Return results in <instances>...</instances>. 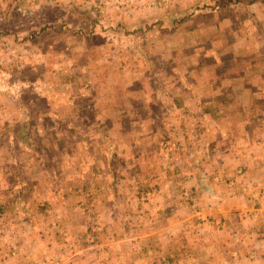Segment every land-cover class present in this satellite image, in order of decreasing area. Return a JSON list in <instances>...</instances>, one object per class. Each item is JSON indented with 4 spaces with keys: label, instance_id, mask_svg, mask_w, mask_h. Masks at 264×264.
I'll list each match as a JSON object with an SVG mask.
<instances>
[{
    "label": "rangeland",
    "instance_id": "obj_1",
    "mask_svg": "<svg viewBox=\"0 0 264 264\" xmlns=\"http://www.w3.org/2000/svg\"><path fill=\"white\" fill-rule=\"evenodd\" d=\"M252 1L0 0V264H160L156 232L170 239L171 198L189 194L188 147L204 156L207 127L234 134L264 113V25H251L264 13ZM237 31L254 36L255 73L230 75L226 96L205 79L220 62L245 64L227 42ZM178 87L185 104L210 101L186 114ZM185 115L193 137L156 155Z\"/></svg>",
    "mask_w": 264,
    "mask_h": 264
},
{
    "label": "crops",
    "instance_id": "obj_2",
    "mask_svg": "<svg viewBox=\"0 0 264 264\" xmlns=\"http://www.w3.org/2000/svg\"><path fill=\"white\" fill-rule=\"evenodd\" d=\"M247 5L251 11L256 12H251L252 15H258L259 10L264 13V1L253 0L251 4ZM253 21L255 24L254 22L251 24L253 25L252 31L257 35V28L264 25V18L258 15L257 18H253ZM235 22V27L243 28V19L241 21L236 19ZM240 33L237 31L235 38L231 39L230 37L227 42L229 46L233 43L237 45L236 48L240 51L236 57L241 58L245 64L241 68L235 67L237 70L232 73L230 72L233 67L232 63L227 64L223 57L224 62H220V64L225 68V71L217 76L216 81L205 79V84L210 89H213L210 84L220 85L219 90L224 89L226 96L232 90L230 75H237L236 79L240 76L242 77L241 82H244L247 80L246 76L255 73L253 66L257 53L247 49L245 43L251 42V46H256V43L248 40V36L251 35ZM251 37L254 39V36ZM206 53L200 51L199 55L205 57ZM258 54H261V62L264 66V51H260ZM205 62V68H208ZM259 67L256 70V75L258 74L257 78L263 79L264 72L261 69L262 66ZM175 93V98L172 99L174 106L178 109H188L186 114H189L192 109H196L194 103L207 104L210 101L206 95L203 97L190 95L188 103L185 104L181 99L186 94L184 87H178ZM261 111L262 107H259L254 114L248 113L250 114L248 118L241 117V121L237 122L243 129L238 133L229 134L220 130L214 134V131L207 127L205 139L208 140V150L204 151V156L195 152L200 158L207 157L203 163L201 161L192 162L195 156L194 146L188 147L186 153L192 156L187 158L186 165H182V169H188L191 173L184 179L189 194L188 198L180 196L171 198L170 206H173L171 210L177 219L167 230L171 235L170 239L165 238L164 233L156 232L160 235L161 242L160 248L157 250V260H160V264L165 262L166 264H264V113ZM185 116L186 118H180V120H187V123L184 122L186 127L179 124L178 129H174L175 132L170 131L172 134L167 138L168 140L161 141V146H157L156 155L158 153L166 154L169 149L168 145H172V147L175 145L181 149L182 147L179 145L184 143V139L193 137L189 132L193 118ZM249 123H252L251 126ZM182 129L189 132V134L187 133L188 138H186V133L181 135ZM247 130L249 134L244 136V132ZM201 132H194L197 134L195 137L200 138ZM173 180L170 182L171 184H166L170 185L171 189H173ZM112 202L113 204L118 203L116 198H108V213L111 212ZM158 202L160 203L159 206L156 205L158 214L162 215L167 211L168 200L165 197L163 200L158 199ZM197 214H202V218L207 221L202 220L199 225H196L198 221L195 215Z\"/></svg>",
    "mask_w": 264,
    "mask_h": 264
}]
</instances>
